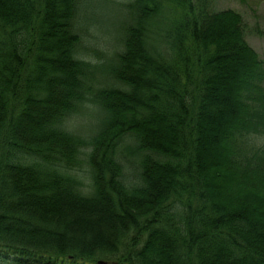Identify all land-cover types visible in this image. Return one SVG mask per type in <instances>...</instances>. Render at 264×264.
<instances>
[{
	"label": "trees",
	"instance_id": "16d2710c",
	"mask_svg": "<svg viewBox=\"0 0 264 264\" xmlns=\"http://www.w3.org/2000/svg\"><path fill=\"white\" fill-rule=\"evenodd\" d=\"M0 264H264V61L241 14L0 0Z\"/></svg>",
	"mask_w": 264,
	"mask_h": 264
},
{
	"label": "rangeland",
	"instance_id": "374dc122",
	"mask_svg": "<svg viewBox=\"0 0 264 264\" xmlns=\"http://www.w3.org/2000/svg\"><path fill=\"white\" fill-rule=\"evenodd\" d=\"M213 11L233 10L242 15L245 22V39L264 61V0H211ZM100 34V32H98ZM121 35H115L112 44L120 43ZM108 39L96 40L95 47L105 51ZM118 45V44H117ZM97 124V117L86 111L77 119L75 130L87 133ZM261 138L260 140H262Z\"/></svg>",
	"mask_w": 264,
	"mask_h": 264
}]
</instances>
